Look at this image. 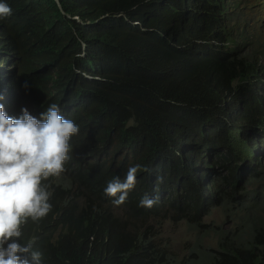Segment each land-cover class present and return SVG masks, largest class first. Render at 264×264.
Masks as SVG:
<instances>
[{
	"label": "clouds",
	"instance_id": "1",
	"mask_svg": "<svg viewBox=\"0 0 264 264\" xmlns=\"http://www.w3.org/2000/svg\"><path fill=\"white\" fill-rule=\"evenodd\" d=\"M75 2L78 11L70 0H0V264H59L53 251L61 239L50 237L47 230L56 235L71 224L64 206L52 204L50 185L53 180L64 190L77 192L65 165L72 158L71 138L79 126L68 115L84 99L69 89L61 93L58 84L43 82L42 92L20 88L22 65L37 64L46 39L58 32L31 11L54 21L49 8L59 9L72 26L79 45L66 51L63 61L70 54L73 71L82 80H107L104 65L85 61L99 43L130 51L123 36H138L147 46L168 50L172 79L167 90L175 84L194 89L201 95V103L192 105L194 113L211 109L223 119L218 125L188 124L187 134L164 151L170 158L164 160L167 168L151 177L152 197L145 194L139 202L145 208L158 206L159 212L151 214L146 225L153 226L159 247L180 264H213L215 255L233 242L253 245L260 255L264 247L256 242L263 243L264 235L254 241L259 226L243 207L256 199L264 203V190L259 188L264 178V0ZM67 3L71 11L64 7ZM105 32L110 33L109 40L102 37ZM140 170L139 164L131 166L123 180L117 176L107 183L104 193L114 198L115 206L125 203ZM230 203L239 226L221 230L217 248H201L208 215ZM166 217L198 230V240L187 255L160 243ZM249 229L252 236L244 235ZM100 252L106 263L122 256V234L105 232Z\"/></svg>",
	"mask_w": 264,
	"mask_h": 264
},
{
	"label": "trees",
	"instance_id": "2",
	"mask_svg": "<svg viewBox=\"0 0 264 264\" xmlns=\"http://www.w3.org/2000/svg\"><path fill=\"white\" fill-rule=\"evenodd\" d=\"M70 2L78 11L75 0ZM64 7L71 11L68 3ZM49 10L54 21L31 9L45 25L55 26L58 32L46 39L37 64L22 65L20 88L42 92L43 82L58 84L61 93L69 89L76 98L84 99L68 115L79 126L78 134L71 138L72 158L65 165V172L76 182L77 192L66 191L53 180L50 185L52 204L64 206L71 224L56 235L47 230L50 237L61 239L55 252L49 248L59 264H180L159 247L153 226L146 225L147 218L159 212L158 206L145 208L139 202L145 194L152 197L151 177L165 172L164 160L170 158L164 151L187 134L185 126L203 121L218 125L224 123L223 119L211 109L194 113L192 105L201 103V95L194 89L175 84L167 90V82L172 79L168 50L147 46L138 36L125 35L123 40L118 37V41L130 45V51L122 45L99 43L96 53L85 61L104 65L107 80H82L73 71L72 56L67 54L66 64L63 61L64 53L79 45L72 26L59 9ZM102 37L109 40L111 35L105 32ZM181 42L189 44L185 37H181ZM137 164L141 166L137 184L125 203L115 206L114 198L104 193L107 183L117 176L123 180L128 168ZM247 183L255 185L254 181ZM259 188L264 190V178ZM243 210L254 215L259 226L254 241L259 240L264 235V203L259 199L245 202ZM108 231L123 236V254L111 263H106L100 252L103 234ZM256 245L264 247V242ZM213 264H264V251L259 255L253 245L233 242L215 255Z\"/></svg>",
	"mask_w": 264,
	"mask_h": 264
},
{
	"label": "rangeland",
	"instance_id": "3",
	"mask_svg": "<svg viewBox=\"0 0 264 264\" xmlns=\"http://www.w3.org/2000/svg\"><path fill=\"white\" fill-rule=\"evenodd\" d=\"M227 207L229 208L228 211L226 210ZM233 208L234 203H230L225 205L223 210L218 207L211 211L207 217L205 226L201 229L204 233L200 238L199 244L202 245L201 248L209 250L217 248L221 237L220 231H230V229L233 230L239 226V222L233 220L235 217ZM228 217L232 220L231 222L228 220ZM168 218L166 217L162 222V226H164L161 228L162 233L159 239H162V241L160 243L162 246H164V243L170 244L171 249L180 256L187 255L189 253L187 250L198 240V230L195 229L193 231L185 221H174ZM208 223H212V226H206ZM217 226L219 228H216ZM244 235L252 236V231L250 229L249 231L245 230Z\"/></svg>",
	"mask_w": 264,
	"mask_h": 264
}]
</instances>
